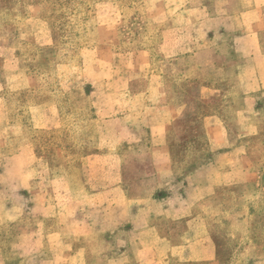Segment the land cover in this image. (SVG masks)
<instances>
[{
    "label": "crops",
    "instance_id": "0c3cea01",
    "mask_svg": "<svg viewBox=\"0 0 264 264\" xmlns=\"http://www.w3.org/2000/svg\"><path fill=\"white\" fill-rule=\"evenodd\" d=\"M160 2V43L64 49L40 75L19 52L24 41L55 51L47 19L0 22V264H217L211 223L221 240L264 224V0ZM113 6L96 5L100 26L121 18ZM73 89L96 134L76 165L59 136ZM45 90L23 121L9 93ZM191 117L205 150L192 141L186 153L191 126L178 124ZM39 131L55 135L46 155ZM200 149L207 161L186 171ZM257 254L240 246L229 264H264Z\"/></svg>",
    "mask_w": 264,
    "mask_h": 264
},
{
    "label": "rangeland",
    "instance_id": "374dc122",
    "mask_svg": "<svg viewBox=\"0 0 264 264\" xmlns=\"http://www.w3.org/2000/svg\"><path fill=\"white\" fill-rule=\"evenodd\" d=\"M51 1L52 0H0V14L5 13L11 15V18L3 22V24L9 23L14 26L16 23L20 22V19L28 18L30 16H38L45 22L47 19V25L49 26L52 16ZM57 1L61 6L65 4L68 6L66 13L60 11L53 15L56 16V14H59L62 17L61 25L59 27L54 25L51 26L52 34L55 39V46H57L56 51H51L47 54L46 50L42 52V57L46 64L49 65L51 71L58 62V57L60 58V52L64 49L78 51L87 46L88 43H115L117 48L126 50L141 48L143 45L160 43V32L162 27L156 22L160 19L159 16H156L157 9L161 6L160 0ZM100 3H112L114 6L111 9V12L115 14V17L120 14L121 18H119V20H116L114 16L111 18H105L106 20L117 21L114 26H100V23H97L98 19L96 18L95 6ZM34 6L40 7L41 10L39 13L30 10ZM105 19L101 20L106 21ZM18 32L19 31H17V33ZM72 39L77 41L71 42ZM24 44L34 45L35 41H24L21 42L20 46H23ZM184 120H188V122L186 124L179 123L178 125H189L191 128H182L183 139L193 140L194 137L197 138L200 133L198 131L195 132L196 128L191 125V121L189 120H199V117H197V119L194 117L184 118ZM48 135H51L52 137L55 136L53 134H46V131L35 133V138L41 143L40 145H37V151L39 154L44 153L46 155V136ZM196 138L195 141L197 142L198 140ZM41 147L43 148V151L40 149ZM259 203L258 220L262 223L261 221L264 220V205L261 203V200H259ZM244 204L242 207L243 210L247 208L246 204ZM211 224V235L218 248L217 264H229L232 258V251L235 248L240 246L244 247V245L252 246L253 244L258 253L255 258L256 262L262 261V258L264 257V230H262V226H264V224H256V222H254L243 240L233 238L230 228H224V240H221L217 235V230H213L214 226L217 228L220 227V224ZM243 263L246 264L245 260L242 261V264Z\"/></svg>",
    "mask_w": 264,
    "mask_h": 264
},
{
    "label": "trees",
    "instance_id": "16d2710c",
    "mask_svg": "<svg viewBox=\"0 0 264 264\" xmlns=\"http://www.w3.org/2000/svg\"><path fill=\"white\" fill-rule=\"evenodd\" d=\"M57 0H52V16L51 21L48 26L49 31L51 33L53 43H55V39L52 34L51 26L54 25L59 27L61 25L62 17L61 15H55V13H59L60 11L65 12L67 10L66 4L61 6L57 3ZM61 7V8H59ZM96 7V6H95ZM61 17V18H60ZM11 18V15H7L5 13L0 14V22H5ZM82 23V22H81ZM70 38V37H69ZM66 39V38H65ZM74 39L71 40V42ZM56 48L54 49L56 51ZM46 50V54L49 53V49L41 48L36 43L34 45H23L21 47L20 58L22 60L21 66L22 68L26 69V71L31 75H40L46 73V70H49V65L46 64L42 57V52ZM53 50H50V52ZM0 62V67H1ZM42 93V92H41ZM80 90H71L66 94L63 98V101L67 105L66 111L62 112V115L66 117L65 126L60 131V138L63 141L64 145L66 146L68 154H70L73 158V161L76 165L78 164V158L75 159L74 156H82L84 154L89 153L93 149V144L95 142V123L94 117L90 113L88 102L84 97V94ZM14 97L20 101L18 106V114L21 116L23 121H27L28 116H26V110L31 105H40L46 101V90L43 95L39 92L35 93H18L12 94L9 93L8 98ZM179 98V97H178ZM82 122V123H81ZM200 133V132H199ZM79 138L83 140V144L80 145ZM201 133L196 138L198 141L196 142L195 139L190 140H182L179 142L178 147L184 152H189V148L191 146L192 141L199 144L202 148H204V143L201 142ZM200 139V140H199ZM200 141V143H199ZM202 151V149H200ZM205 150V148H204ZM201 152L199 158H194L190 165H188L187 170L188 172L192 171L193 169L197 168L201 164H204L208 159V153Z\"/></svg>",
    "mask_w": 264,
    "mask_h": 264
}]
</instances>
